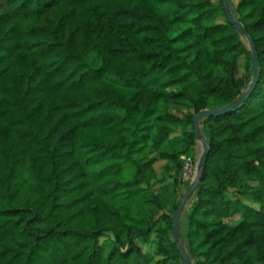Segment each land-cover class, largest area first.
<instances>
[{"label":"trees","instance_id":"16d2710c","mask_svg":"<svg viewBox=\"0 0 264 264\" xmlns=\"http://www.w3.org/2000/svg\"><path fill=\"white\" fill-rule=\"evenodd\" d=\"M228 1L260 75L201 122L179 225L196 264H264V0ZM241 58L252 83L222 0H0V264H184L193 117L249 89Z\"/></svg>","mask_w":264,"mask_h":264},{"label":"water","instance_id":"95a60500","mask_svg":"<svg viewBox=\"0 0 264 264\" xmlns=\"http://www.w3.org/2000/svg\"><path fill=\"white\" fill-rule=\"evenodd\" d=\"M222 1H223V6H224V11H225V14H226V17H227L229 23L236 28L237 32L240 35L247 37L248 48L252 53V61H253L252 68H253L254 80L251 83V86L249 87V89L237 101L230 104L226 108L218 109V110L201 111L193 117L194 133H195L197 141H199L203 144L204 150H203L202 155L200 157V160L198 162L197 174H196L195 180L190 185L187 192L183 195L182 200L180 202V205H179L176 213L173 215L174 235H175L176 243H177L178 249L181 253L184 264H192V261L190 259V256L187 254L185 248L183 247V245L179 241V235H180L179 220H180V216H181V214H182V212L186 206L188 198L193 193H195V191L198 187V184H199L200 178H201L202 170L204 169V167L206 165L207 156L210 152V143L205 139V137L202 134L201 122L204 119L209 118V117H215V116H220V115L229 113V112L233 111L237 105L246 101L248 99L249 95L251 94V92L254 90V88L258 82L259 75H260L259 65H258V53H257V50L254 46V43H253L251 36L245 31V29L240 24V22L237 21L233 17L229 1L228 0H222Z\"/></svg>","mask_w":264,"mask_h":264},{"label":"rangeland","instance_id":"374dc122","mask_svg":"<svg viewBox=\"0 0 264 264\" xmlns=\"http://www.w3.org/2000/svg\"><path fill=\"white\" fill-rule=\"evenodd\" d=\"M235 2H237V0H235ZM212 24H221V23H225V19L222 15V13L220 11H218L217 13L214 14V16L212 17V20L209 22ZM88 62L95 68L99 67L101 64V59L99 56H97L96 54H90L88 56ZM240 65H241V73L244 74L246 76L247 82L248 84L251 83L252 80V73L250 71H247L245 69V58H241L240 59ZM217 73L220 74L221 72L219 70H217ZM178 89V88H175ZM171 111L172 112H180V113H186L187 110L185 108L182 107H176V106H171ZM182 129H179V131H181ZM203 134V132H202ZM204 136V134H203ZM205 137V136H204ZM206 139V138H205ZM204 150V146L201 142L197 141V146H196V155L194 159L192 160V164L185 169L184 173H183V178H182V184L175 186L174 190L176 191V197L177 199L181 198L183 195L187 192V190L189 189L190 185L193 183V181L195 180L196 174H197V166H198V162L200 160V157L202 155V152ZM163 163H158L156 165V169L158 170V172H160V168L162 166ZM183 184H189V187L186 189L184 187ZM192 199H190L189 201H187L186 206L180 216V221L183 227L186 226V218H185V214L186 211L188 210L190 204H191ZM179 221V224H180ZM231 223V222H230ZM179 229H180V225H179ZM179 241L180 243L183 245V247L185 248L187 254L191 257L190 255V249H188V247L186 246V244L183 243L182 241V232L180 230V235H179ZM192 246H193V256L195 257L192 261V264H196V259L202 260L204 258L203 253L206 251V248L201 246V238L199 237L197 240H194L192 242ZM249 256L250 259L255 263V264H259L256 261L255 255L253 253V251L249 252Z\"/></svg>","mask_w":264,"mask_h":264},{"label":"built area","instance_id":"2783aa9c","mask_svg":"<svg viewBox=\"0 0 264 264\" xmlns=\"http://www.w3.org/2000/svg\"><path fill=\"white\" fill-rule=\"evenodd\" d=\"M184 159L186 161L185 169H187L192 164V160L190 158H185V157H184ZM185 169H184V171H185Z\"/></svg>","mask_w":264,"mask_h":264}]
</instances>
